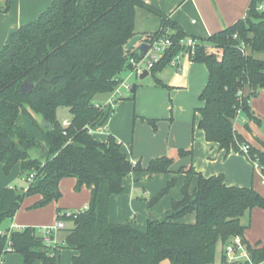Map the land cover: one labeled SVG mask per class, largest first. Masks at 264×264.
<instances>
[{"label":"trees","instance_id":"obj_1","mask_svg":"<svg viewBox=\"0 0 264 264\" xmlns=\"http://www.w3.org/2000/svg\"><path fill=\"white\" fill-rule=\"evenodd\" d=\"M10 2L0 4V13L9 11ZM138 7L160 20L159 30L144 35L143 42H171L149 74L156 86L165 87L156 75L185 53L179 41L187 36L178 23L142 0H52L33 21L12 32L0 50V164L4 174L19 165L26 181L33 175L25 190L0 187V225L13 219L25 197H40L34 208L57 201L64 178L75 180V191L85 186L90 192L83 210H56L55 222L71 224L57 230L65 232L62 243H55L56 231L46 238L42 228L24 227L11 232L13 253L20 256V264H58L61 249L76 253L71 264H214L217 246L239 235L253 262L264 264V245H249L244 238L248 224L241 223L255 208L264 216V197L253 187L227 186L222 174L204 177L191 166L173 171L174 161L166 156L151 159L143 169L127 159L115 137L99 142L92 135L113 111L94 103L95 96L113 93L123 82L121 73L132 71L129 59L140 57L126 49L136 36ZM246 15L205 39L192 38L189 59L207 69L198 96L202 106L196 109L197 127L206 142L225 154H242L241 147L247 146V160L264 179V142L257 139V149L234 127L239 116L246 131L250 122L261 124L250 104L264 88V59L256 57L264 54V0H250ZM59 108L68 109L65 126L57 120ZM20 115L31 117L44 143L17 124ZM189 156L191 151L178 150L179 158ZM132 173H145L146 180L171 175L148 207L168 193L177 175H185L181 198L171 202L163 220L149 217L143 232L108 221L110 198L123 194V182ZM193 177L197 183L190 190ZM186 215H193L195 222H179ZM45 238L52 243L47 245ZM5 245L6 238L0 236V254Z\"/></svg>","mask_w":264,"mask_h":264},{"label":"rangeland","instance_id":"obj_2","mask_svg":"<svg viewBox=\"0 0 264 264\" xmlns=\"http://www.w3.org/2000/svg\"><path fill=\"white\" fill-rule=\"evenodd\" d=\"M163 1L165 5L173 6L172 10L175 13V17H179V24L188 35L193 34L194 39L204 38L198 35L199 29L202 27V20L189 4L185 5L184 3L183 6H180L184 0ZM175 8L177 9L175 10ZM142 13L137 14L134 19V24L136 23V26L134 25L135 29L140 30L148 26V28L151 27L153 29V26H156V31L160 26L158 16ZM205 15L209 17L210 10H205ZM155 31L152 30V32ZM261 58L264 59V54H261ZM185 62V59L181 60V64H185ZM126 72L127 75L125 74ZM130 72L132 71L121 73V76L125 77V83L129 86L118 87L121 94L126 96L124 108L120 107L121 109L118 111L124 123L127 120L119 129L120 135L124 136V139L119 141L123 142V151L128 158L133 156L132 158H136L137 162L144 167L150 159L159 155L166 156L172 158L174 161L173 165L179 169L183 164L181 162L183 158L178 157V150H189L191 151V156L184 158H188L184 165L187 167L191 166L193 170L198 171L202 176H207L204 173L205 171L209 174L211 169L219 167L224 169L225 171L223 170V172H226L228 176L237 180L236 182L241 183L242 179H244L246 180V186L263 190L260 185L261 174L256 167H253L254 165L246 161L245 155L241 154L243 158L236 154L229 155L226 158L217 156L216 149L208 147L202 130L197 127L199 116L196 113V107L199 105V93L206 82L205 74L192 75L190 69L185 68V66L179 72L178 68L169 65L161 71L168 77V79H165L169 83L158 78V74L161 72L156 75L162 81V84L165 85V87H162L156 86L150 75L143 80ZM132 86H135L133 93L130 92ZM113 93L97 95L93 102L103 104L104 100H107L106 97L110 98ZM113 104L115 106L111 114L117 111L118 103L114 102ZM126 107H128V114L126 113L125 115ZM251 108L261 120V124L256 125L250 122V131H246L243 127V117L239 116L234 121V127L249 142L258 143L256 142L257 139L264 142V88L257 97L251 100ZM31 115L39 124H42L40 117L35 116L33 113ZM56 117L59 121L64 118L69 120L68 109L59 108L56 112ZM18 123L29 134L44 143L40 131L32 124L29 115H20ZM98 137L102 138V136ZM179 175H177L175 185L152 207H148L147 202L165 187V174H159L145 184L138 183L132 187H130V181L127 180L126 192L124 197L119 200L118 207L120 210L126 209L129 214L127 216L129 223L133 220V224L136 227H142L141 231H144L150 215L158 220L166 214L170 210L171 202L181 195L183 180ZM27 185L25 177L19 173L18 166H15L9 174H4L0 166V186H10L18 190H25ZM86 190L87 188L84 186L80 191H75L72 186V180L64 178L59 182L61 197L57 201H51L46 206L34 208L40 200L39 196L25 197L14 216L20 217L21 222L25 224L23 227L52 228L55 225L54 210L56 207H66L73 211L83 210L86 207L88 203ZM254 211L251 214L250 228L247 232L248 239L250 242L264 241L263 213L258 208ZM247 216L241 218L243 225L248 224ZM190 217V215H187V219H190ZM8 221L11 220H7L0 225V231L9 228L11 222ZM67 226H71V224L68 223ZM220 248V246L216 248L215 264L218 262L217 258L219 257ZM70 256L71 252L69 249H61L60 264H70ZM1 264H20V256L17 253H8ZM161 264H169V262L164 260Z\"/></svg>","mask_w":264,"mask_h":264},{"label":"crops","instance_id":"obj_3","mask_svg":"<svg viewBox=\"0 0 264 264\" xmlns=\"http://www.w3.org/2000/svg\"><path fill=\"white\" fill-rule=\"evenodd\" d=\"M51 1L52 0H11L9 11L7 13H0V50L2 49L6 39L8 38V36L12 32H15L20 26L33 21L41 12H43L50 5ZM142 1L145 4L150 5V6L154 7L155 9L159 10L163 14L170 17L173 21L178 23V25L182 28L183 32L185 33V35L187 37H190L191 39L195 38L193 36V34L188 35V33L185 32L183 27L179 24V17L178 16L175 17V15H174L175 13L172 10L173 6L170 7V6L165 5L163 0H142ZM249 2H250V0H184L180 6H183L184 3H185V5L189 4V6L192 7L198 13V15L200 16V18L202 20V27H200L198 35H200V37L201 36L204 37L202 39H205L208 36L222 30L224 27L232 25L237 20L245 18ZM2 3H3V0H0V4H2ZM176 9L177 8H175V10ZM207 9L210 10V16L209 17H207L205 15V10H207ZM142 12H145L146 14H149V15L151 14V13L147 12L146 10L138 7L135 9V17L137 16V14H140ZM142 17H144V16H142ZM134 25L136 26V23ZM135 26H134L135 35H140L142 37L144 35H149L151 33H154V32H152V30L155 31V29H156V26H153V29L151 27L148 28L149 27L148 26L147 28L144 27V28H141L140 30H137V29H135ZM157 30H159V28ZM141 42H143V40ZM137 45H139V44H137ZM256 57L261 58V54L256 55ZM182 59H185V61H186L185 64L184 63L181 64ZM176 63H177L179 72L182 71V68L185 66V68L190 69V72L192 73V75L197 76L198 74H205V78H206V82H207V69L203 64L201 65L200 63L191 62V60L189 59V56L186 55L185 53L180 54L179 58L176 60ZM172 67L176 68L175 66H172ZM130 73L132 74V72H130ZM125 74L127 75V72ZM132 75H134V74H132ZM165 76L166 75L164 72H161L158 74V78L163 79L164 81L166 80L165 78L168 79V77L167 76L165 77ZM147 77H145L144 79H146ZM122 78H123V82L120 86H124V85L129 86L128 84L125 83V77L122 76ZM165 82L169 83L167 80ZM206 82H205L204 86L206 85ZM204 86H203V88H204ZM186 87H187V84H186ZM203 88L201 89V91L203 90ZM201 91H200V93H201ZM200 93H199V95H200ZM106 99L107 100H104V103L102 105H105L108 101L113 100L115 103H118L117 104V111H115L113 114H110L106 118V120L102 126L95 128L92 131V135H93L94 139L99 141V142H105L107 136L112 135L113 137H115L118 140L119 143H121V151L123 154H125L123 151V147H122L123 142L119 141V140L124 139V136L120 135L119 129H120L121 125H123L127 122V120L124 123V121L122 120V117H120V112L118 110L121 108H124V106H125L124 103L126 102L125 101L126 96L121 94V92L117 88L116 91L113 93V95H110V98L106 97ZM201 106H202V103L199 101V105L196 107V109L200 108ZM126 113L128 114V107H126L125 115H126ZM111 115H113V116H111ZM19 119H20V116L17 119L18 125H19V123H18ZM69 120H70V118H69ZM69 120H68V118H64L61 122H64V121L68 122ZM248 126H249V124H248ZM22 129H24V128H22ZM239 134H241V133H239ZM98 136H102V138H100ZM203 136H204V134H203ZM246 141L251 146H253L257 149L261 148L259 143H255L254 141L249 142L248 140H246ZM206 143H207L208 147H210L211 149H216V152H217L216 154L219 157L222 156V157L226 158L227 156L233 155V154H236V155H239L242 157V155L240 153H237V152H230L229 154H225L224 151L220 150L216 144H212V143H208V142H206ZM125 148L127 149V147H125ZM132 157H130V158L127 157V159L133 163H139V162H137L136 158H132ZM158 157H162V156L159 155V156H156L154 158H158ZM154 158H152V159H154ZM187 159L183 158V160L181 161L183 163L182 166H185L184 164L187 162ZM246 161L249 164L254 165L251 162H249L247 160V158H246ZM0 166L2 168L1 164H0ZM17 166L19 169V165H16V167ZM146 166H144V167L141 166V167L143 169H145ZM182 166H180V167H182ZM253 167H256L260 173V170L256 165H254ZM177 168L178 167H176L175 165L172 166L173 171H177L178 170ZM223 170L224 169H221L218 167L216 169H211V171H209V174H207V172L205 171L204 173L207 176H204V177H210V176L222 174L224 176V181H225V184L227 186L240 187V188L252 187V186H246L247 185V184H245L246 180H244V179H242L243 181L241 183L236 182L237 180H234L232 177L228 176L226 172H223ZM196 172L199 173L198 171H196ZM19 173H20V171H19ZM156 176L157 175H154L151 179H154ZM147 177L148 176L145 173H132L123 182V187H124L123 194L110 198L108 221L111 224L131 225L139 231L142 230V227L137 226L138 227L137 228L135 226V224H133V220L131 221V223H129V220L127 217L129 215L128 212H126V209L120 210L118 207V202L121 198L124 197V193L126 192L125 190L127 188V185H126L127 180L130 181V187H132L133 185L138 184V183L139 184H145L147 181H149V180H146ZM170 177H171L170 174H165L164 180L167 182L170 179ZM179 177L183 180V184H184L185 175L180 174ZM260 177H261L260 185L263 187V190L260 188H257V187L255 188V190L258 191L264 197V179L261 175H260ZM69 179H71V178H69ZM71 180H72V186L74 188L75 180L74 179H71ZM196 183H197V178L193 177L191 179V183H190V190L194 189V187L196 186ZM0 187H2V186H0ZM3 187L14 188V187H10V186H3ZM86 194L88 195V201H89L90 192L88 189L86 190ZM179 198H181V195ZM179 198H176V199H179ZM39 199H40V197H39ZM57 209H65L68 211H73V210L66 208V207H60V206L56 207L54 210V221H55ZM255 209H253L250 212V214H248V216H247L248 229L250 228L251 214ZM167 212H166V214H164L159 219L163 220L165 218V216L167 215ZM190 216H191L190 219H187V215L184 216L183 218H181L179 220V222L185 223V224H193L195 222V217L193 215H190ZM129 218H130V216H129ZM263 219H264V216H263ZM8 222H11V224H13L14 226H16L19 229L24 228L23 226H25V224L21 222L20 217H18V216H14L13 219L11 221H8ZM67 224L68 223H65L64 229H69L71 227V226H67ZM27 227H32V226H27ZM39 228H42V227H39ZM248 229H246L244 232V238L249 243V245H251L253 247L255 245V243H257V242H260L261 245H264V241H260V240H258L256 242H250V240L248 239V235H247ZM141 232H143V231H141ZM62 233H63V231H56V233L54 234V239H55L56 244L62 243V241L65 237V232L63 234ZM221 251H222V247L220 248L219 257L217 258L218 260L220 259ZM70 252H71L70 259L72 260V258L76 255V253L72 250H70ZM60 254H61V250L58 252V264H60ZM71 260H70V264H71ZM35 264H39V263H35Z\"/></svg>","mask_w":264,"mask_h":264},{"label":"built area","instance_id":"obj_4","mask_svg":"<svg viewBox=\"0 0 264 264\" xmlns=\"http://www.w3.org/2000/svg\"><path fill=\"white\" fill-rule=\"evenodd\" d=\"M148 50L145 53L144 56H140L138 59L130 58L129 64L132 67V73H134L137 76H140L143 74V72L146 70L149 74L151 69L154 67L156 63L159 62L165 51L169 48L171 45V42L168 39H159L155 40L152 43L148 44ZM179 45L186 48L185 54L190 56L193 54L195 42L191 38H184L179 41ZM139 54V52H137ZM140 55V54H139ZM180 54L177 55L170 63L171 66H175L178 68L176 60L179 58ZM108 101L105 106L112 111L114 109V102ZM62 125H67V122H62ZM241 152L243 155L247 156L248 154V147L242 146ZM33 178V175L31 174L28 176L27 181H31ZM65 227V224L63 222H55V225L52 228H42L43 235L47 236L51 232H55L59 229H62ZM19 230L16 226L11 224L8 229L0 231V236H3L6 238V245L5 248L0 254V264L3 261L4 257L8 253H13V248L10 240L11 232ZM45 238V239H46ZM47 245L51 244L52 242L46 239ZM221 257L223 258V264H256L253 262L250 253L247 249L246 244L244 243L241 236L236 235L232 237L223 247L221 251L220 259L218 260L217 264H221ZM215 264V263H214ZM262 264V263H260Z\"/></svg>","mask_w":264,"mask_h":264},{"label":"water","instance_id":"obj_5","mask_svg":"<svg viewBox=\"0 0 264 264\" xmlns=\"http://www.w3.org/2000/svg\"><path fill=\"white\" fill-rule=\"evenodd\" d=\"M245 18H247V15L245 16ZM141 41H142V36H140V35H136V36H134V37L128 42V44L126 45V49H127V50H132L131 53H130V55H133V54H135V53H137V52H139V54H140L141 57L145 55V53H146L147 50H148L149 45H148L147 43H145V42H141ZM137 44H139V45H137ZM135 46H136V47H135ZM148 75H149V73L145 70V71L143 72V74L139 76V78H140V79H144V78L147 77ZM26 85H27V83L24 82V83H23V86H22V91H23V92H25V90H26V88H25ZM134 89H135V86H132L130 92L133 93V92H134ZM43 125H44V126H47L46 123H43ZM150 217H152V216L150 215Z\"/></svg>","mask_w":264,"mask_h":264}]
</instances>
